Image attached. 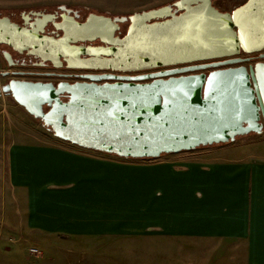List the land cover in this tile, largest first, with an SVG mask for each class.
I'll list each match as a JSON object with an SVG mask.
<instances>
[{"label":"water","instance_id":"95a60500","mask_svg":"<svg viewBox=\"0 0 264 264\" xmlns=\"http://www.w3.org/2000/svg\"><path fill=\"white\" fill-rule=\"evenodd\" d=\"M213 1L177 0L130 16L91 13L83 23L60 6L58 39L45 36L41 24L26 29L0 18V45L56 69L65 63L69 70H161L84 75L72 83L10 79L0 96H10L55 138L125 160L159 159L261 134L264 62L240 56L264 52V5L246 0L221 12ZM181 2L185 7H177ZM240 8L247 10L230 19ZM122 25L124 37H115ZM95 41L106 47L77 45ZM11 52H0L9 68Z\"/></svg>","mask_w":264,"mask_h":264},{"label":"crops","instance_id":"0c3cea01","mask_svg":"<svg viewBox=\"0 0 264 264\" xmlns=\"http://www.w3.org/2000/svg\"><path fill=\"white\" fill-rule=\"evenodd\" d=\"M51 1L62 3L56 6L92 12L87 2L100 0H0V7L41 9L49 8ZM175 1L137 0L133 9L151 10ZM0 97V139L5 133L24 137L0 141L4 167L1 192L12 210L0 220V235L8 227L6 232L18 234V243L28 234L74 239L109 236L119 233L118 228L123 231L122 227L130 226L129 198L115 199L114 195L115 172L129 174V168L115 163V156L55 138L10 96V101ZM6 116L14 117V124L19 121L20 127L5 121ZM34 121L40 124L39 131L27 129V123L33 126ZM245 137L241 139H248L255 147L264 139V130ZM238 143L196 149L193 160L138 168V192L153 196L152 221L142 227V235L205 240L213 246L231 248L234 257L248 258L246 264H264V154L251 150L239 155ZM125 178L129 179L121 175V181Z\"/></svg>","mask_w":264,"mask_h":264},{"label":"rangeland","instance_id":"374dc122","mask_svg":"<svg viewBox=\"0 0 264 264\" xmlns=\"http://www.w3.org/2000/svg\"><path fill=\"white\" fill-rule=\"evenodd\" d=\"M246 0H217L214 6L221 12H231L236 7L241 6ZM64 2V1H63ZM137 0H100L99 2L90 3L88 6L92 7V13L95 15H104L109 13L115 16H130L135 13H140L148 10H137L133 7ZM60 1H51L49 8L56 6ZM48 8V7H45ZM1 11H7L0 7ZM6 66L0 58V74L6 72ZM17 70V69H11ZM11 77H1L0 87L4 85ZM17 78V77H15ZM12 78V79H15ZM39 80L51 81L47 77H39ZM72 81V80H71ZM10 101V97L1 95ZM3 105L0 97V109ZM13 118V120L11 119ZM5 121H11L14 124V117H7ZM35 125L29 123L27 129L32 131H39L40 124L34 121ZM20 123L16 122L14 125ZM21 124V123H20ZM24 123H22L23 125ZM2 128V127H1ZM7 135V136H6ZM249 136V135H248ZM9 137L15 140H24V137L18 133H5L0 139L1 142L7 141ZM239 137L235 142L241 145L239 155L258 151L259 154H264V139L253 147L248 139ZM234 142V141H233ZM233 142L227 143L232 144ZM2 145V143H0ZM227 144H220L225 146ZM252 147V148H251ZM204 148L199 149L202 151ZM195 151L185 152L175 156H162L159 159L146 160H123L117 157H110L115 160V163L122 164V168H129L128 172L122 174L115 172V199H120L123 196L129 198V216L131 219L130 226L122 227L119 233L115 232L113 235L91 236L84 238L69 239L63 236H52L40 234L27 235L25 241H18V234L15 232H6L7 228L2 231L0 235V264H246L248 258H236L233 256L231 248L224 249L219 244L213 246L211 243L207 244L205 240L201 242L192 240H178L168 236H159L153 233L142 235V227L152 221V193H139L137 185L138 168L159 165L163 162H175L182 159H194L197 157ZM235 154L233 153V156ZM2 154L0 152V220L9 215V201L3 198L1 186L3 183V164ZM128 174V175H127ZM121 175L128 176V180L121 181ZM123 188L121 192L118 189ZM138 201L140 204L138 205ZM115 206V213L118 212L117 203ZM114 231H116L114 227ZM13 236V240L10 239ZM37 250L36 255H31L29 250Z\"/></svg>","mask_w":264,"mask_h":264},{"label":"flooded vegetation","instance_id":"af4514ba","mask_svg":"<svg viewBox=\"0 0 264 264\" xmlns=\"http://www.w3.org/2000/svg\"><path fill=\"white\" fill-rule=\"evenodd\" d=\"M215 1L217 0L213 1V5ZM60 6H55L51 8H41V9H37V8L27 9V10H20V11H17V10L1 11L0 10V18L7 17L10 19L11 22L23 28H26V29H30V28L33 29V28H36L37 25L41 24V26L44 27L45 36L58 39L61 37L62 34L59 31H55L54 24H56V22L60 20L59 17L63 14L61 11H58V8ZM65 7L67 10H71L72 12H77L78 18L76 20L79 23H83L85 19L87 18V16L92 13L87 10L85 11V10L70 8L67 6ZM72 16H73L72 13L69 14V17H72ZM122 26H125V25H122ZM125 33H126V26L124 27V29L120 31V34H118V32L115 33V37L119 36V38H123ZM77 45L78 46L80 45L81 46H91L93 48H99V49L106 47V45L102 44L99 41H95L93 43H85V44L77 43ZM4 50H8L9 52H11L6 46L0 45V52ZM11 56H12L13 66L10 68L7 67L5 62L2 60L3 64L7 68L6 71L15 73L13 75H10L11 77L10 79L17 77L15 79L41 81L38 78L44 76V77L49 78L51 82L53 83H58L61 81L72 83V82L83 80L81 79V76H84V75H98V76L108 75V76H131V77L134 76L135 77V76H141V75L161 71L160 69H158V70L138 72V73H121V72H114V71L69 70L66 68L65 63H62V67H60L59 69H56L50 63L43 64L39 59H34L33 57L27 55L26 52H23L21 54H15L11 52ZM240 58L242 59L249 58L251 62H254V63L264 62V52L252 54V55L242 54ZM11 69H17V70H11Z\"/></svg>","mask_w":264,"mask_h":264},{"label":"snow or ice","instance_id":"6c2138e0","mask_svg":"<svg viewBox=\"0 0 264 264\" xmlns=\"http://www.w3.org/2000/svg\"><path fill=\"white\" fill-rule=\"evenodd\" d=\"M260 3H261V5H264V0H260ZM177 7H179V8H183V7H185V4L183 3V2H181V3H178L177 4ZM248 7H255L254 5H250V6H248ZM247 9L246 8H240V9H237L234 13H233V15L231 16V17H229L230 19H236L238 16H239V14L240 13H243V12H245ZM190 11H191V9H190ZM196 11H200V9H197ZM241 38L242 39H244V34L242 33L241 34ZM246 47H247V45H246ZM248 50H251V49H248ZM110 114V113H109Z\"/></svg>","mask_w":264,"mask_h":264},{"label":"built area","instance_id":"2783aa9c","mask_svg":"<svg viewBox=\"0 0 264 264\" xmlns=\"http://www.w3.org/2000/svg\"><path fill=\"white\" fill-rule=\"evenodd\" d=\"M29 253L31 255H36L37 254V250L31 249V250H29Z\"/></svg>","mask_w":264,"mask_h":264}]
</instances>
